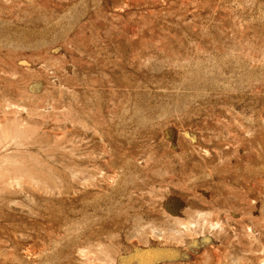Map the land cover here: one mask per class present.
<instances>
[{
  "label": "rangeland",
  "instance_id": "obj_1",
  "mask_svg": "<svg viewBox=\"0 0 264 264\" xmlns=\"http://www.w3.org/2000/svg\"><path fill=\"white\" fill-rule=\"evenodd\" d=\"M0 264H264V0H0Z\"/></svg>",
  "mask_w": 264,
  "mask_h": 264
}]
</instances>
